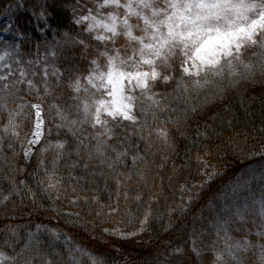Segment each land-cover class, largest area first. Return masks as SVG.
I'll list each match as a JSON object with an SVG mask.
<instances>
[{
  "label": "trees",
  "instance_id": "obj_1",
  "mask_svg": "<svg viewBox=\"0 0 264 264\" xmlns=\"http://www.w3.org/2000/svg\"><path fill=\"white\" fill-rule=\"evenodd\" d=\"M167 1L0 0L3 264H179L184 253L191 264L256 263L243 227L233 233L241 195L230 190L249 175L264 186V19L196 75L195 44L173 42L146 64L142 38ZM247 1L241 20L264 17V0ZM113 69L155 78L126 85L130 119L93 126L83 98L100 100ZM37 112L45 137L31 147Z\"/></svg>",
  "mask_w": 264,
  "mask_h": 264
},
{
  "label": "rangeland",
  "instance_id": "obj_2",
  "mask_svg": "<svg viewBox=\"0 0 264 264\" xmlns=\"http://www.w3.org/2000/svg\"><path fill=\"white\" fill-rule=\"evenodd\" d=\"M251 3L247 0H169L165 4L166 14L164 20L159 24L152 16L149 30L142 38L146 43L142 47L145 51L146 64L159 57L166 50H170V45L176 42V46L193 47V53L186 65V72L196 75L202 74L206 68L215 67L224 56H230L240 48L255 34V30L261 26L255 27L254 21L250 18L242 19L240 17L247 15ZM160 18V15L159 17ZM240 18V19H239ZM254 20V19H253ZM8 21V15L4 16V21ZM6 31H0V38ZM5 56H0V64L4 61ZM155 78L148 75H138L132 80L138 86H145L149 79ZM126 74L111 73L104 85L108 91V98L101 102H96L95 98L85 95L83 102L87 110L92 112L96 118L104 121L105 116L112 118L125 117L129 118L131 105L129 96L126 93V85L131 83L126 81ZM129 79V78H128ZM127 79V80H128ZM102 86V85H100ZM102 86V87H103ZM37 136L31 140V147L37 143ZM226 168H238L236 163L222 162ZM210 173L207 176L215 175L214 167L206 163ZM259 175V174H256ZM249 175L247 179L240 182L236 187L230 190V197L241 195L239 203H232L229 200V194L223 195V203L229 202L236 206L235 219L239 224L234 225L233 233L239 234L241 226L243 227V243L246 244L244 252L250 251L254 257L255 264H264V186L253 184ZM246 181V183H245ZM228 192V191H227ZM218 239H223V232L216 230ZM111 236L119 238L136 237L137 233L123 234L118 230L108 231ZM225 235V234H223ZM240 237V236H239ZM240 239V238H239ZM238 239V240H239ZM178 242H175L177 244ZM7 254L0 253V264L5 262ZM179 264H191L190 256L182 254Z\"/></svg>",
  "mask_w": 264,
  "mask_h": 264
}]
</instances>
